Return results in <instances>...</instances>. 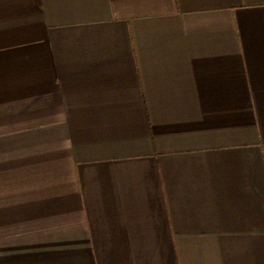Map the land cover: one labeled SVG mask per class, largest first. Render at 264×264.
<instances>
[{"label": "crops", "instance_id": "crops-1", "mask_svg": "<svg viewBox=\"0 0 264 264\" xmlns=\"http://www.w3.org/2000/svg\"><path fill=\"white\" fill-rule=\"evenodd\" d=\"M0 264H264V0H0Z\"/></svg>", "mask_w": 264, "mask_h": 264}]
</instances>
